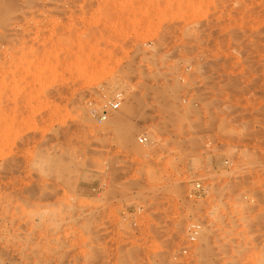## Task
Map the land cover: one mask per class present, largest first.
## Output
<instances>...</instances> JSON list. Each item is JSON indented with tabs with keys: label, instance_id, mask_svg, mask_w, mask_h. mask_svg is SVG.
Masks as SVG:
<instances>
[{
	"label": "rangeland",
	"instance_id": "obj_1",
	"mask_svg": "<svg viewBox=\"0 0 264 264\" xmlns=\"http://www.w3.org/2000/svg\"><path fill=\"white\" fill-rule=\"evenodd\" d=\"M0 264H264V0H0Z\"/></svg>",
	"mask_w": 264,
	"mask_h": 264
},
{
	"label": "built area",
	"instance_id": "obj_2",
	"mask_svg": "<svg viewBox=\"0 0 264 264\" xmlns=\"http://www.w3.org/2000/svg\"><path fill=\"white\" fill-rule=\"evenodd\" d=\"M119 106H120L119 103L114 101L108 105V108L110 109V111H115L119 108ZM89 114H90L91 118H93V120L97 121L98 123L105 122L107 119V113H105L104 115H97V112L93 109H91L89 111ZM139 143H146V138L140 137ZM204 193H205V189L203 187H201L200 184H196L195 187L189 192L188 197L192 198V197H196V196H201ZM199 230H200L199 225L195 224V225L191 226V229H189V231H188L187 239L190 242L196 241L198 238Z\"/></svg>",
	"mask_w": 264,
	"mask_h": 264
},
{
	"label": "bare ground",
	"instance_id": "obj_3",
	"mask_svg": "<svg viewBox=\"0 0 264 264\" xmlns=\"http://www.w3.org/2000/svg\"><path fill=\"white\" fill-rule=\"evenodd\" d=\"M164 2V1H163ZM147 5V4H146ZM129 9V8H128ZM133 9V8H132ZM122 14V13H121ZM109 15V14H108ZM108 17V16H107ZM112 17V15L110 14V17L109 18H111ZM114 17H115V15H114ZM120 25V24H119ZM116 119H114L115 121H114V123H115V125L116 126H119V124H121V122H122V119H119L118 117H115ZM124 119V118H123ZM126 119V118H125ZM111 122V121H110ZM112 123V122H111ZM114 125V124H113ZM115 128V127H114ZM8 165V164H7ZM6 167H8V166H6ZM5 167V168H6ZM6 169H8V168H6ZM3 171H5V170H3ZM2 175V174H1Z\"/></svg>",
	"mask_w": 264,
	"mask_h": 264
}]
</instances>
